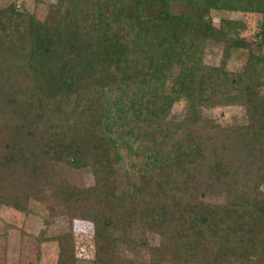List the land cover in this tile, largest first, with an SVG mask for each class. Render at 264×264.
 <instances>
[{
	"label": "trees",
	"instance_id": "1",
	"mask_svg": "<svg viewBox=\"0 0 264 264\" xmlns=\"http://www.w3.org/2000/svg\"><path fill=\"white\" fill-rule=\"evenodd\" d=\"M65 2L45 18L0 8V208L28 215L33 200L47 226L91 223L93 264H264V0ZM213 10L256 13L260 41L235 20L216 26ZM208 42L223 45L220 66L204 63ZM241 47L248 61L230 71ZM125 87L138 105L108 98ZM222 106L243 121L207 115ZM83 171L91 185L72 179ZM46 233L56 264H76L74 232Z\"/></svg>",
	"mask_w": 264,
	"mask_h": 264
},
{
	"label": "rangeland",
	"instance_id": "2",
	"mask_svg": "<svg viewBox=\"0 0 264 264\" xmlns=\"http://www.w3.org/2000/svg\"><path fill=\"white\" fill-rule=\"evenodd\" d=\"M56 2L57 0H0V8L4 9L13 4L23 13L35 14L40 18H45L49 12L50 5ZM68 4L69 0H66L65 6H68ZM175 9L181 10L182 6L176 5ZM211 17L216 26L225 19L235 20L238 22L236 32L239 38L250 42L253 46L260 41L256 35L261 30V17L256 13L213 10ZM15 18L18 19L19 15H15ZM203 50V61L206 65L220 66L224 57L223 45L208 42ZM261 52L264 55V47ZM248 58L247 49L241 47L237 50H232L228 56L227 67L233 72L242 71ZM167 85L170 86V84ZM116 96L121 99L120 104H128L132 100L135 105H138L140 91L137 88L125 87L122 93L114 91L108 94V98L112 101H116ZM187 109L188 103L182 99L174 104L169 118L180 121L183 119ZM116 112L113 113L111 118V130L114 135L120 136V131L122 130L120 127L114 126L113 123L119 115L123 117V114L118 110ZM206 113L225 126L242 122L244 116V110L239 106L217 107L206 111ZM127 117L130 120L132 114L127 113ZM126 124L124 120L123 128L126 127ZM120 141L124 152L128 151L126 148H129V144L133 146L131 139L125 135ZM72 179L82 185H91L93 182L91 175L85 171L76 172L73 174ZM30 208L31 213L28 215L17 212L7 206L0 208V264H56L59 253L58 244L53 241L39 244L37 238L43 231H47L46 235L50 236L51 234L69 231V229L74 232L75 236L76 264H93L94 245L91 223L77 220L73 224L67 218H58L52 225L47 226L46 220L49 218L47 208L33 200L30 202ZM149 244L152 247H158L160 245V237L150 234Z\"/></svg>",
	"mask_w": 264,
	"mask_h": 264
}]
</instances>
